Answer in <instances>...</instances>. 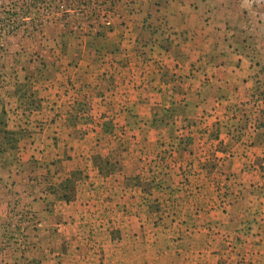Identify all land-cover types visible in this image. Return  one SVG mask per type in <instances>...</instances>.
I'll return each instance as SVG.
<instances>
[{
    "label": "crops",
    "instance_id": "0c3cea01",
    "mask_svg": "<svg viewBox=\"0 0 264 264\" xmlns=\"http://www.w3.org/2000/svg\"><path fill=\"white\" fill-rule=\"evenodd\" d=\"M183 4L177 0H139L134 4L113 7L115 22L103 28V33L96 38L98 44L90 48L91 52H45L49 65L44 73L48 80L37 82V85L44 92L51 91L56 83L52 81L56 77L54 74L59 76L63 72L69 75L77 93L67 103L92 105L94 109L90 118L94 125L84 132L80 128L78 131L60 128L48 132L51 123L67 120V116L56 118L55 114L49 116L46 112L41 116L37 114L36 124L46 127H42L43 132L38 131L39 137L29 138L33 141L30 146L33 150L43 151L42 156L54 175L25 177L19 171L12 174L16 175L13 178H7L1 173L3 166L0 163V264H148L150 250L143 233H147L151 225L140 221L142 213H132L127 203L131 197L143 192L142 189L130 188L127 183L133 181L130 169L142 168L143 156L148 152L166 149L168 144L163 142H167L171 134L167 129H154L149 125L146 129L119 131L110 122H129L136 113L139 116L134 119H144L149 123L153 119L149 111L151 106H177L179 98L184 99L182 104L187 108L192 102L210 105L212 101L219 106L220 103L216 102L218 97L213 100L211 94L205 95V79L209 85L224 87L231 84L230 75H241L245 71L240 52H208L207 41L210 38L202 34L203 24L200 19H194L196 14L189 7L188 0ZM166 31L177 33L167 37ZM72 57H75L76 64L70 66L66 58ZM238 59H241V65L237 67ZM60 65L63 66L59 70ZM244 83L247 82L244 80ZM50 99L39 95V102L44 107L51 104L55 109L58 105L54 104L58 102ZM187 103L189 105L186 106ZM119 106H123V112H114ZM214 110L218 111V108ZM99 120H106L107 126H98L96 122ZM227 133L232 132L228 130ZM76 135L82 138L78 140ZM260 135V132L252 133L256 141H260ZM60 137L67 141L74 138L78 143L68 145V149L73 148L74 152L91 159L85 156L64 159L58 155L56 158H63L61 169L52 156L66 151L65 146L61 147L59 143L63 139ZM40 140L39 144L36 143ZM172 147L173 153L182 150L178 144ZM187 149L188 152L194 151L189 147L184 150ZM29 150L27 147L20 154ZM263 150L264 142L252 146L257 156L242 165L247 169L244 168L237 179L234 189L236 201L230 206L231 210L225 212L215 204V207L212 204L206 207L211 201L210 195L202 192L200 205L176 212V220L186 217L187 232L186 235L177 232L176 240L167 242L170 248L165 252L171 258L164 255L165 259H160L161 264H167L166 261L168 264H264V168L261 167L264 155L261 158L259 155ZM95 155L116 163L114 168L118 165L117 171L108 174L95 166L92 160ZM178 168L185 169V166L179 163ZM77 172L83 173L84 177L76 181V198L66 201L67 180ZM176 178L181 185L211 186L208 178L203 184L188 175H177ZM87 203L99 218V222L95 220L97 225L103 224V236L96 240L99 244L95 243L97 249H92L84 240L87 235L84 234L85 221L81 217ZM24 208L33 210L39 221L38 225L27 230V251L18 247L15 236V226ZM136 216L138 219L135 220ZM236 217L240 226L228 233L227 224ZM88 221L90 217L87 216ZM131 223L136 226L135 232L140 234L141 240L137 260L131 259L132 245L129 235H125ZM176 223L174 221V225Z\"/></svg>",
    "mask_w": 264,
    "mask_h": 264
},
{
    "label": "rangeland",
    "instance_id": "374dc122",
    "mask_svg": "<svg viewBox=\"0 0 264 264\" xmlns=\"http://www.w3.org/2000/svg\"><path fill=\"white\" fill-rule=\"evenodd\" d=\"M137 1L139 0H0V163L3 166L1 173L5 177L13 178L16 175L12 174L19 171L25 174V177L34 174L46 177L50 173L54 175L42 156L43 151L33 150L30 146L33 141L29 138L34 135L39 137L38 131L43 132L42 127H46L36 124L34 120H38L37 114L41 116L46 112L49 116L55 114L56 118L60 115L67 116V120L59 119L51 123L48 132L60 128H80L84 132L94 125L90 118L94 109L92 105L67 103L74 97V93H77L74 92L73 80L69 75L62 74L63 72L59 76L54 74L60 79L55 77L52 80L56 83L51 91L44 92L43 88L37 85V82L48 80L44 73L49 65L45 52H91L90 48L98 44L96 38L103 33V28H108L115 22L112 8L134 4ZM177 1L182 4L187 2ZM188 4L194 9V19H200L203 24L202 34L210 38L207 41L208 52H240L239 55H243L245 71L241 75H230L231 84L224 87L209 85L205 79V95L211 94L213 100L218 97L216 102L220 103L219 106L212 101L210 105L192 102L190 108H187L183 107L184 99L179 98L177 106H151L149 111L153 119L149 120V123L144 119H134L139 116L136 113L131 114L133 118L129 122H110L119 131H133L130 129L145 128L149 125L154 129H167L171 134L170 139L163 142L168 144L166 149L157 153L148 152L143 156L142 168L130 169L133 181L127 183L130 188L142 189L143 192L135 198L131 197L127 203L130 204L132 213H142L140 221L151 225L148 232L143 233L150 250L148 264H161V257L171 258L165 252L170 248L167 242L176 240L174 236L177 232L180 235H186L187 232L186 217L176 220V212L200 205L202 192L210 195L211 201H208L206 207L215 204L225 212L231 210L230 206L236 201L237 193L234 189L237 179L241 171L247 169L246 166L242 168V165L248 162L249 158L257 156V152L252 151V146L264 142V0H188ZM176 33H167V37ZM202 38L200 36L201 40ZM101 43L100 41L99 44ZM74 58H66L69 60L68 65L76 64ZM238 60L240 62L237 67L241 65V59ZM236 62L237 60L234 61V66ZM244 80L247 83H244ZM41 94L56 100L58 103L54 105L58 106L55 109L51 104L44 107L43 103L39 102ZM215 107L218 111L214 110ZM43 108L47 111H42ZM115 109L114 112H123V106ZM130 111L134 112L133 109ZM106 123V120L96 122L98 126L104 127L107 126ZM217 128L221 129L216 130ZM228 130L232 133L228 134ZM8 131L13 132L11 139L5 138ZM254 132H260V141L252 137ZM40 134L42 136L41 132ZM75 137L78 140L82 138L79 135ZM60 138L63 139H60L59 143L61 147L65 146L66 151L52 156L62 169L63 158L85 155L74 152L72 147L71 150L68 149V145L78 143L74 138L71 137L68 141L64 140V137ZM40 142L41 140L36 143ZM175 144L182 147V150L173 153L172 146ZM27 147L30 148L29 152L20 154ZM186 147L194 151L184 150ZM262 154L264 155V150L259 153L260 158ZM58 155L63 158H56ZM245 157L247 158L244 160ZM92 160L94 165L105 173L117 171L118 165L114 168L116 163L107 158L95 155ZM179 163L184 165L185 169L178 168ZM261 167L264 168V165ZM119 170L121 168H118ZM177 175H188L192 180H199L200 184L208 178L211 186L181 185L177 183ZM83 177V173L79 172L69 177L66 184V201L76 198V181ZM200 188L204 190H199ZM114 195H117L115 191ZM88 205L90 204H86L81 217L85 221L84 234L87 235L84 240H87L86 244H90L92 249H97L98 245L95 243L99 244L96 240L103 236V224L97 225L99 218L96 217L94 208ZM25 209L27 208L23 211ZM87 216L90 217L88 222ZM235 219L229 220L226 227L228 233L234 232L240 226L238 218ZM174 221L177 222L175 225ZM135 227L131 223L129 232H125V235L130 237L132 260L137 258L141 245L140 234L135 232ZM27 250L29 248L22 251ZM166 262L168 264V261Z\"/></svg>",
    "mask_w": 264,
    "mask_h": 264
},
{
    "label": "built area",
    "instance_id": "2783aa9c",
    "mask_svg": "<svg viewBox=\"0 0 264 264\" xmlns=\"http://www.w3.org/2000/svg\"><path fill=\"white\" fill-rule=\"evenodd\" d=\"M39 221L36 218V214L31 209H25L21 211L18 217V223L15 226L16 230V243L22 250L28 249L29 244L27 242V230L33 225H38Z\"/></svg>",
    "mask_w": 264,
    "mask_h": 264
},
{
    "label": "trees",
    "instance_id": "16d2710c",
    "mask_svg": "<svg viewBox=\"0 0 264 264\" xmlns=\"http://www.w3.org/2000/svg\"><path fill=\"white\" fill-rule=\"evenodd\" d=\"M7 133H8V135H6L5 138H6V139H7V138L11 139V135H12L11 133H13V132L8 131ZM7 133H5V134H7Z\"/></svg>",
    "mask_w": 264,
    "mask_h": 264
}]
</instances>
